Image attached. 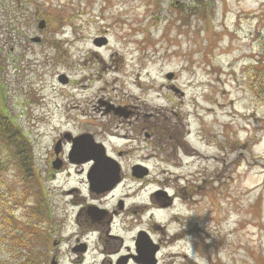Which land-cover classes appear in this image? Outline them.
<instances>
[{
	"label": "rangeland",
	"instance_id": "1",
	"mask_svg": "<svg viewBox=\"0 0 264 264\" xmlns=\"http://www.w3.org/2000/svg\"><path fill=\"white\" fill-rule=\"evenodd\" d=\"M0 57L4 111L30 143L34 177L0 152V264L75 260L69 243L51 242L72 235L69 202L85 195L87 167L48 165L64 133L108 126L104 102L156 114L190 153L157 134L139 149L115 142L124 183L100 200L130 197L124 245L125 230L159 227V264H264V111L246 84L264 62V0H0ZM138 162L148 176L130 183ZM163 188L175 199L159 210L151 198ZM98 254L79 258L98 264Z\"/></svg>",
	"mask_w": 264,
	"mask_h": 264
},
{
	"label": "flooded vegetation",
	"instance_id": "2",
	"mask_svg": "<svg viewBox=\"0 0 264 264\" xmlns=\"http://www.w3.org/2000/svg\"><path fill=\"white\" fill-rule=\"evenodd\" d=\"M101 105L104 108V114L110 118L108 126L103 127L99 132L84 131L74 138L78 139V146L86 156H92L97 152L94 144L101 145L105 156L114 160L118 165L120 179L112 188L96 192L91 188L90 182L87 179V174L94 165L93 161L90 160L83 163L71 162V141L62 139V137L58 138L56 143L60 141V152L56 155L53 147V160H51L48 165L51 172L57 174L65 171V168L84 165L87 167V173L85 195L79 201L74 200L69 202L70 206L68 209L69 211L72 210L69 219L73 227L71 237H64L62 241L59 239L58 241L51 242V244L56 248L60 243H69L66 246L67 252L68 254L71 253L75 257V260L71 259L72 262L68 264H82V258H79V256L81 255L83 257L92 250H99L98 255L101 256V259L98 264H151L152 262L159 264L163 241L156 238V236L162 235V229L159 227H152L151 229L136 228L134 230L131 229L132 231L125 230L126 232H131L132 235L129 245H124V239L120 231H122L124 225L127 227L126 224L128 222L123 213L128 209L131 215L132 213L135 214V211L129 207V202H127L130 197H121L112 204H108L107 201H102L105 200L108 194L115 191L124 183V180L121 178V160L125 156V152L115 147V142H136V149H139V137L143 138L144 142L151 143L155 137L154 130L156 124H154L153 121L156 119V116L155 114L141 115L135 109L116 103L104 102ZM119 108H124V110L117 111L116 109ZM126 114L128 115L127 117H125ZM112 123L115 124L116 130L124 131L123 136L107 134V132L111 130L110 126ZM85 135H89L90 137L85 139ZM136 151L135 148L132 149V152ZM137 165L145 167L140 162L132 164L129 168L130 176L132 168ZM144 179L145 178H133L130 183H140ZM160 191H164V188L160 189ZM72 192L73 191H69L68 194ZM75 192L78 193L77 190H75ZM100 198L104 199L100 200ZM151 199L154 203L159 205V210H163L172 206L175 196H159L153 194V198ZM136 206H138V203H134L132 208ZM45 221L49 225L51 223V218L46 215ZM53 225L56 231H58L59 223L57 222L55 224L54 222ZM50 237L51 235H48L47 238L42 240L45 247L50 244ZM141 243H148L150 250H155L152 257L148 258L144 256L143 253L138 252L140 251L139 245ZM49 264H60L56 254L51 255Z\"/></svg>",
	"mask_w": 264,
	"mask_h": 264
},
{
	"label": "trees",
	"instance_id": "3",
	"mask_svg": "<svg viewBox=\"0 0 264 264\" xmlns=\"http://www.w3.org/2000/svg\"><path fill=\"white\" fill-rule=\"evenodd\" d=\"M2 74L3 64L0 57V152L5 153L8 158L13 160L14 165L18 168L24 180L30 181L34 179L32 175L30 143L18 125L4 111L5 93L3 85H1ZM246 84L247 88L256 96L259 107L264 111V62L259 61L255 67L249 70ZM155 130L154 132L159 138L168 141L173 147L180 149L182 152L189 153V149L182 141L183 137L178 135L173 127H167L158 121ZM0 185H2L1 182ZM35 210L41 216L42 208L40 205ZM36 263L40 264V261Z\"/></svg>",
	"mask_w": 264,
	"mask_h": 264
},
{
	"label": "water",
	"instance_id": "4",
	"mask_svg": "<svg viewBox=\"0 0 264 264\" xmlns=\"http://www.w3.org/2000/svg\"><path fill=\"white\" fill-rule=\"evenodd\" d=\"M45 22L43 20L39 21L37 24L38 30H43L45 28ZM30 41L32 43H39V38H31ZM97 44L98 41L95 40L93 42ZM173 75L167 74L166 79L172 80ZM59 82L65 84L67 81L64 77L59 78ZM124 110V108L116 109ZM128 115L126 114L125 117ZM90 137L89 135H85L84 138L87 139ZM63 138L67 141H71L72 148L70 151V161L73 163H83L86 161L92 160L94 165L91 170L87 174V179L90 182V186L96 192H99L103 189H109L116 185L118 180L120 179V171L116 162L105 156L104 150L101 145L94 144V147L97 149L92 156H86L85 153L78 146V139L72 138L69 134H65ZM60 152V141H58L54 146V153L57 155ZM131 175L134 178L141 179L148 175V170L142 166H134L131 170ZM155 195H166L164 192L158 191ZM138 252L143 253L144 256L150 258L153 256L155 250L151 251L148 243L139 245ZM151 264H155L152 262Z\"/></svg>",
	"mask_w": 264,
	"mask_h": 264
}]
</instances>
